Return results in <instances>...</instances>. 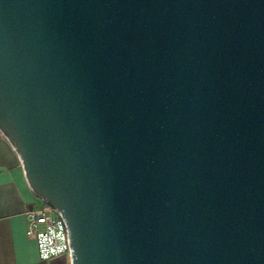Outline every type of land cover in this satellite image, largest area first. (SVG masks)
Listing matches in <instances>:
<instances>
[{
  "label": "water",
  "instance_id": "obj_1",
  "mask_svg": "<svg viewBox=\"0 0 264 264\" xmlns=\"http://www.w3.org/2000/svg\"><path fill=\"white\" fill-rule=\"evenodd\" d=\"M0 131L71 264H264V0H0Z\"/></svg>",
  "mask_w": 264,
  "mask_h": 264
},
{
  "label": "crops",
  "instance_id": "obj_2",
  "mask_svg": "<svg viewBox=\"0 0 264 264\" xmlns=\"http://www.w3.org/2000/svg\"><path fill=\"white\" fill-rule=\"evenodd\" d=\"M39 205L18 154L0 131V264H71L67 254L43 260L37 242L28 238L26 212Z\"/></svg>",
  "mask_w": 264,
  "mask_h": 264
},
{
  "label": "built area",
  "instance_id": "obj_3",
  "mask_svg": "<svg viewBox=\"0 0 264 264\" xmlns=\"http://www.w3.org/2000/svg\"><path fill=\"white\" fill-rule=\"evenodd\" d=\"M27 236L37 242L40 257L47 260L70 254V239L66 224L59 213L45 204L26 212Z\"/></svg>",
  "mask_w": 264,
  "mask_h": 264
},
{
  "label": "rangeland",
  "instance_id": "obj_4",
  "mask_svg": "<svg viewBox=\"0 0 264 264\" xmlns=\"http://www.w3.org/2000/svg\"><path fill=\"white\" fill-rule=\"evenodd\" d=\"M39 200H40V205L38 207H41L44 205V202L41 199H39Z\"/></svg>",
  "mask_w": 264,
  "mask_h": 264
},
{
  "label": "trees",
  "instance_id": "obj_5",
  "mask_svg": "<svg viewBox=\"0 0 264 264\" xmlns=\"http://www.w3.org/2000/svg\"><path fill=\"white\" fill-rule=\"evenodd\" d=\"M44 205H45V204H44ZM44 205H43V206H44ZM43 206H42V207H43ZM42 207H40V208H42Z\"/></svg>",
  "mask_w": 264,
  "mask_h": 264
}]
</instances>
